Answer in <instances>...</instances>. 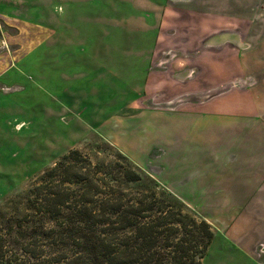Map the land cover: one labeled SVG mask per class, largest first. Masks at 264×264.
<instances>
[{"label": "rangeland", "instance_id": "1", "mask_svg": "<svg viewBox=\"0 0 264 264\" xmlns=\"http://www.w3.org/2000/svg\"><path fill=\"white\" fill-rule=\"evenodd\" d=\"M39 3L32 9L37 16L25 6L11 11L18 20L0 12V50L7 43L0 53L3 56L10 51L13 60L16 58L14 72L22 80L16 88L0 86V208L71 150L82 152L93 162L113 161L121 153L113 141L125 150L123 155L142 165V170L148 168L157 178L170 175L151 165L160 161L156 150L160 134L146 133L153 131L155 124L130 118V106L170 108L234 90L233 84L216 86L224 77L215 70L217 56L209 63L212 70L198 66L181 83L173 75L194 64L177 59V68L166 69L164 57L176 47L189 50L177 58L191 57L195 47L202 49V40L168 36L172 29L168 21L165 34L157 38L159 7L148 0ZM195 61L201 65L200 58ZM203 74H212L215 85H202ZM249 255L253 259L215 236L204 264H264V241Z\"/></svg>", "mask_w": 264, "mask_h": 264}, {"label": "crops", "instance_id": "2", "mask_svg": "<svg viewBox=\"0 0 264 264\" xmlns=\"http://www.w3.org/2000/svg\"><path fill=\"white\" fill-rule=\"evenodd\" d=\"M31 2L0 0V12L6 11L18 20L11 11L25 6L37 16L38 12L32 9L41 4H36L38 0ZM148 3L159 7L157 38L165 34L168 21L172 27L168 36L202 40V49L195 47L191 57L177 58L179 53L189 52L181 47L167 52L162 63L166 69L177 68L174 65L177 59L194 64L193 68L185 66L182 72L173 75L174 79L185 82L191 75L189 71L198 66L203 71L212 70L209 63L214 55L215 70L224 76L223 80L219 78L216 83L211 80L212 74L209 77L203 74L202 85L210 88L215 83L233 84L235 89L218 92L204 102H186L170 108L130 106L133 109L130 118L155 124L154 130L146 133L160 134L156 143L160 161L151 165L161 173L167 170L170 175L157 178L148 168L143 171L215 227V236L223 243L253 259L249 254L264 241V0H148ZM220 37H232L234 41L227 39L212 45ZM196 58H200L201 65ZM16 68L17 60H13L10 51L3 56L0 53V86L19 87L22 80L16 77ZM113 143L124 154L125 150L116 141ZM129 160L142 169L135 160ZM201 200L207 203L201 204Z\"/></svg>", "mask_w": 264, "mask_h": 264}, {"label": "trees", "instance_id": "3", "mask_svg": "<svg viewBox=\"0 0 264 264\" xmlns=\"http://www.w3.org/2000/svg\"><path fill=\"white\" fill-rule=\"evenodd\" d=\"M214 237L122 153L71 150L0 208V264H204Z\"/></svg>", "mask_w": 264, "mask_h": 264}, {"label": "water", "instance_id": "4", "mask_svg": "<svg viewBox=\"0 0 264 264\" xmlns=\"http://www.w3.org/2000/svg\"><path fill=\"white\" fill-rule=\"evenodd\" d=\"M227 39L230 41H234V39L232 37H228V38L220 37V38L214 39V41L212 42V45H217V44L223 43L225 41H228Z\"/></svg>", "mask_w": 264, "mask_h": 264}]
</instances>
